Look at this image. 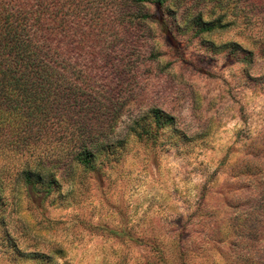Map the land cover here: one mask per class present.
<instances>
[{
  "label": "rangeland",
  "instance_id": "374dc122",
  "mask_svg": "<svg viewBox=\"0 0 264 264\" xmlns=\"http://www.w3.org/2000/svg\"><path fill=\"white\" fill-rule=\"evenodd\" d=\"M165 12L176 44L150 22L127 34L144 41L120 54L130 100L94 168L52 164L47 194L4 176L0 264H264V0ZM197 17L217 26L192 36ZM152 108L174 121L156 128ZM138 117L151 135L128 130Z\"/></svg>",
  "mask_w": 264,
  "mask_h": 264
},
{
  "label": "trees",
  "instance_id": "16d2710c",
  "mask_svg": "<svg viewBox=\"0 0 264 264\" xmlns=\"http://www.w3.org/2000/svg\"><path fill=\"white\" fill-rule=\"evenodd\" d=\"M167 1L0 0V194L7 175L47 194L55 183L52 164L94 168V152L114 142L116 121L130 100L128 57L122 63L120 54L141 49L144 41L138 46L127 34L150 22L169 46L176 44ZM110 16L127 17V29H110ZM216 26L197 17L192 36ZM149 112L156 128L174 121L158 108ZM140 119L128 130L151 135ZM51 144L64 145L54 150Z\"/></svg>",
  "mask_w": 264,
  "mask_h": 264
}]
</instances>
